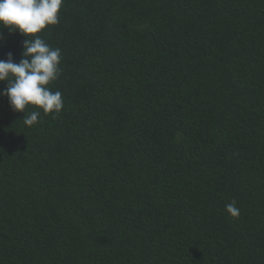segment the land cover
<instances>
[{
	"label": "trees",
	"instance_id": "obj_1",
	"mask_svg": "<svg viewBox=\"0 0 264 264\" xmlns=\"http://www.w3.org/2000/svg\"><path fill=\"white\" fill-rule=\"evenodd\" d=\"M39 35L64 107L0 97V264H264V0H63Z\"/></svg>",
	"mask_w": 264,
	"mask_h": 264
},
{
	"label": "clouds",
	"instance_id": "obj_2",
	"mask_svg": "<svg viewBox=\"0 0 264 264\" xmlns=\"http://www.w3.org/2000/svg\"><path fill=\"white\" fill-rule=\"evenodd\" d=\"M63 0H0V40L2 29L23 36V51L17 63L12 52L0 59V82L7 86L0 97H7L13 112L24 113L23 124L31 127L43 113L59 114L64 107L62 93L49 85L62 73L61 49L53 48L39 34L59 23ZM34 108L25 114L26 108ZM232 217L239 216L235 201L225 206Z\"/></svg>",
	"mask_w": 264,
	"mask_h": 264
}]
</instances>
